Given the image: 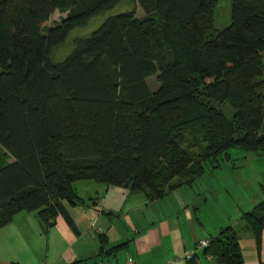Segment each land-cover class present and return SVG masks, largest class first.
<instances>
[{"label":"trees","instance_id":"16d2710c","mask_svg":"<svg viewBox=\"0 0 264 264\" xmlns=\"http://www.w3.org/2000/svg\"><path fill=\"white\" fill-rule=\"evenodd\" d=\"M120 1L0 0V227L24 211L42 230L61 216L76 231L62 202L84 203L78 181L152 200L230 148L264 152V0H230L219 30L217 0H125L129 9L76 38L61 60L49 58L70 29ZM54 11L64 16L45 26ZM240 217L258 247L264 189ZM200 251L241 261L229 226ZM196 252L184 264H197Z\"/></svg>","mask_w":264,"mask_h":264},{"label":"crops","instance_id":"0c3cea01","mask_svg":"<svg viewBox=\"0 0 264 264\" xmlns=\"http://www.w3.org/2000/svg\"><path fill=\"white\" fill-rule=\"evenodd\" d=\"M190 183L182 181L161 198L140 200L137 207H144L146 214L142 220L136 217L128 223L133 227L130 235L119 232L110 219L120 216L122 206L123 211L128 212L133 208L127 201L133 193L102 183L87 186L90 194L84 197L86 202L81 197L82 205L70 206L62 202L76 231L61 216L42 230L35 212H18L0 227V264H124L126 257H131L137 264H184V251L193 250L198 240L210 238L225 226L231 227L237 236L241 253L238 264H264V228L260 231L257 247L240 217L263 198V189L258 199L246 195L245 203L234 202L230 211L219 207V200L215 198L218 209L209 218L197 214L205 207V199L201 208L188 200L177 205L174 196L173 203L169 201L172 207L166 204L163 211H157L163 198L178 191L180 185L189 187ZM99 235L106 240L103 253H98ZM122 242L125 243L115 251L106 252L109 247ZM194 255L197 264H221L201 254L200 249Z\"/></svg>","mask_w":264,"mask_h":264},{"label":"rangeland","instance_id":"374dc122","mask_svg":"<svg viewBox=\"0 0 264 264\" xmlns=\"http://www.w3.org/2000/svg\"><path fill=\"white\" fill-rule=\"evenodd\" d=\"M229 4L230 0H217L212 9V27L214 29H221L229 23ZM132 6V3L122 0L116 3L113 7L88 18L82 25L75 26L70 29L65 39L53 46L49 51V58L51 60L59 61L67 53L75 47V39L78 37L87 36L94 28H96L107 16L125 11ZM136 15H142L139 6L135 3ZM64 13L54 11L48 18L45 26L50 27L54 23H58V18L63 17ZM264 60V54H263ZM146 84L150 90L157 87L155 75L146 78ZM192 150H196L192 147ZM202 173L193 178L189 187L180 185L178 191L171 193L165 199L160 201V207L157 211H163L166 204L172 207L174 196L175 204L185 203L190 201L198 204L202 208V200L205 202V207L197 212L201 217L209 218L218 207L214 203V199L219 200V207L230 211L234 202L244 204L246 195L249 197H257L264 189V152L260 154H253L252 152L243 151L238 148H230L227 150L226 156H218L215 160L205 161L203 164ZM184 175L180 177L183 181ZM179 179L178 177L175 179ZM100 184L91 180L78 181L73 184L76 194L80 197L87 196V186L90 184ZM131 197V198H130ZM127 200L133 208L128 211L121 209L119 217H113L111 220L112 225L119 231H125L127 234L133 231V227L128 226V223L136 217H141L146 214V209L137 205L140 200L144 199L141 192H134ZM262 197V196H260ZM87 199H85V202ZM170 201V202H169ZM258 201V200H257ZM142 202V201H141ZM90 203V201H89ZM257 203V202H256ZM90 206V205H89ZM135 207V208H134ZM124 218V219H123ZM240 224L243 225V222ZM136 227V226H135ZM236 230V227H235Z\"/></svg>","mask_w":264,"mask_h":264},{"label":"built area","instance_id":"2783aa9c","mask_svg":"<svg viewBox=\"0 0 264 264\" xmlns=\"http://www.w3.org/2000/svg\"><path fill=\"white\" fill-rule=\"evenodd\" d=\"M206 244H207V239L198 240L195 243L193 250L184 251L183 259H188L193 254V252L198 251L200 248L206 246ZM98 264H107V263L99 262ZM124 264H137V263L131 257H126Z\"/></svg>","mask_w":264,"mask_h":264}]
</instances>
